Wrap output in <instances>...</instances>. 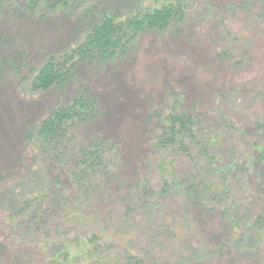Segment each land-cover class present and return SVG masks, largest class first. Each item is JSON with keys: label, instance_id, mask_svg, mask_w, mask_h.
Returning <instances> with one entry per match:
<instances>
[{"label": "rangeland", "instance_id": "obj_1", "mask_svg": "<svg viewBox=\"0 0 264 264\" xmlns=\"http://www.w3.org/2000/svg\"><path fill=\"white\" fill-rule=\"evenodd\" d=\"M85 1L127 15L164 0ZM186 3L185 19L142 33L125 55L85 64L65 88L48 91L32 88L38 67L80 43L93 14L46 0L0 6V264H56V245L76 252L73 243L87 248L93 234L102 252L74 264H123L130 255L145 264H264V170L249 164L264 143V0ZM79 89L96 94L106 112L79 133L116 139L118 172L86 196L70 187L55 204L32 201L40 209L23 215L25 200L54 189L47 170L59 174L46 168L26 131ZM176 107L196 113L217 138L223 165L239 161L227 175L222 168L211 175L215 195L228 184L227 198L198 195L201 154L194 160L151 141L158 117ZM194 176L196 194L173 183ZM258 218L263 236L250 239Z\"/></svg>", "mask_w": 264, "mask_h": 264}, {"label": "trees", "instance_id": "obj_2", "mask_svg": "<svg viewBox=\"0 0 264 264\" xmlns=\"http://www.w3.org/2000/svg\"><path fill=\"white\" fill-rule=\"evenodd\" d=\"M7 1L0 0V6ZM32 1L35 3L37 0ZM46 2L50 6L69 7L71 4H76L84 7V11L93 14V25L76 46L60 54L47 56L46 61L38 67L32 79V88L37 91L65 88L69 82L74 81L78 76V71L85 64L97 65L111 61L121 54L125 55L135 46L142 33L149 30L166 29L173 20L185 19L188 9L186 0H164L155 5H137L131 8L127 15H123L119 11L102 10L98 12L96 7L87 6L85 0H46ZM105 114L101 100L96 94L88 89H79L69 100L53 107L35 127L27 129L26 137L36 144L43 164L49 169L50 167L51 169L57 168L59 174L55 176L53 170H47V175L52 176L54 189L51 186L50 190L53 189L51 192L47 190L40 194L41 200L38 197L28 198L19 212L23 215L29 214L32 218V215L41 208L42 203L45 200L48 201L47 197L54 200L51 202L55 204L64 197L62 192L65 189L71 187L86 196L87 191L96 190V184L101 179L105 178L106 183L113 180L119 169V160H121L117 140L101 134L84 138L79 133L84 126L97 122ZM152 119H155L153 121L155 124L156 116L154 115ZM156 128V133H153V129L150 130V139L157 144L159 149L179 151L194 160L200 154L203 158L201 170L205 180L202 178L200 182L202 186L197 184L198 177L195 176L190 180V184H184L185 181L180 178L174 179L175 186L182 187L181 189L188 188L192 194H196L197 188L200 187L198 195L203 194L212 199L221 200L228 197L227 183L218 195H215L216 187L211 181V175L216 173V168H222V173L227 175L228 170L235 169L236 165L241 167V165L237 160H230L224 165L221 163L220 157L215 152L218 150L219 142L215 136L206 135L199 124L196 113H190L177 107L171 108L158 117ZM153 134L157 136L154 137ZM196 151L199 154L195 156ZM255 152L256 155L250 156L249 164H253L252 167L257 166L256 169L264 170V143L257 146ZM246 167L247 165H242V168ZM32 201H37L40 208L32 209ZM253 223L254 228H252L250 239L262 237L263 234H259L262 221L258 218ZM99 239L98 235L93 234L88 238L91 243L87 248H84L85 245L82 246L79 241L73 243L76 252H72V246L62 247L64 246L62 243L56 245L53 250L56 264H74L81 256L87 258V255L99 254L102 252ZM243 241H245L244 238ZM94 261L92 259V262ZM123 264H145V262L142 258L130 255Z\"/></svg>", "mask_w": 264, "mask_h": 264}]
</instances>
